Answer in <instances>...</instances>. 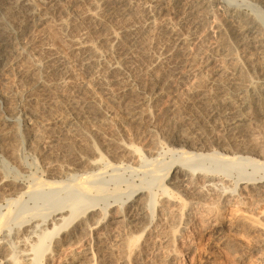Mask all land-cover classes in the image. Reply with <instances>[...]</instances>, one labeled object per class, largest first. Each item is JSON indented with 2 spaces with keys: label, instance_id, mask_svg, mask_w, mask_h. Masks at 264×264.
Listing matches in <instances>:
<instances>
[{
  "label": "rangeland",
  "instance_id": "rangeland-1",
  "mask_svg": "<svg viewBox=\"0 0 264 264\" xmlns=\"http://www.w3.org/2000/svg\"><path fill=\"white\" fill-rule=\"evenodd\" d=\"M40 1L42 0H32V5L38 13L48 12V20L45 19L37 28L31 29L20 41L27 56L24 53L17 66L5 74L1 90L5 91L13 84H19L20 88L21 84L17 82L18 70L29 64H38L44 54L51 51L60 54L71 73L73 83L84 87L86 100L81 102V110L80 103L74 101L69 85L60 84V87L59 84L52 83V77H48L43 102L41 100L32 104L35 113L38 111L37 114L40 115L35 121L29 122V126H24L27 122L16 109H12L11 113L14 115L8 123L3 122L5 115H0V182L15 183L17 188H25L16 203L9 202L6 196L0 198V230L8 224L14 227L23 213L36 210L44 202H53L67 193L59 192L56 187L48 190L45 185L48 178L56 181L64 179L66 168L72 169L76 174L89 173L94 169L87 163L98 159L95 183L108 202L113 204L115 201L116 206L109 212L119 213L122 218L118 217L115 221L106 217L96 227L91 221H86L81 230L75 231L65 241H62L61 235L46 240L45 245L48 247L39 259L40 264H236L233 255L230 256L225 249L213 242L210 231L216 225L224 226L227 231L229 224L238 219L237 216L251 217V220L248 218L249 223L264 225V195L244 193L238 189L239 186L243 187L240 181L248 178L264 180V92L257 98H249L246 104L241 103L245 98L240 97H234L228 102L225 91L216 90L207 82L211 76L222 80L232 74L240 84L244 83L242 85L248 87L254 86L260 78L264 79V52L240 38L234 30L235 25L228 23L229 17L223 7H235L243 15L256 17L264 37V0H204L206 4L196 12H188L183 6L184 0L174 5L168 0H125L129 6V17L126 15L125 22H122L120 12L116 9L118 0H56L54 10ZM94 3L97 8L94 11L95 18L93 16L91 19L89 10ZM119 21L133 25L131 32L125 33L128 36L122 37L128 39H118L117 49L116 43H110V35L117 32L121 23ZM74 34L88 40L101 64L117 63L122 68L123 80L119 87L128 85L134 91L162 86H159L163 89L159 97L148 98L144 94L140 109L147 111L143 121L130 119L129 115L112 102L110 96L99 90L95 85L96 79L92 80L91 76L74 65L66 46L68 43L65 42H68V35L75 37ZM104 35L106 36L103 37ZM167 35L180 37L178 39L183 42L176 45V48L181 47L179 51L168 49L172 46L169 44L170 36L166 37ZM92 37L93 41L97 38L95 43L92 42ZM112 52L119 55L115 56ZM170 54L174 57L171 58ZM179 58L186 63L185 68L189 65L193 70L184 82L169 77V63L179 61ZM191 87L197 88V91L191 93ZM112 88V92L118 91V86ZM204 95L210 97L208 102L199 100ZM15 100L12 97L10 105H17ZM3 105L5 109L8 104L5 102ZM234 115L245 118L237 127L232 125ZM120 146L129 149L127 154L119 151ZM133 150L138 152L131 154ZM183 153L191 156L192 160L185 162L188 165L185 168L189 182L187 186L178 188L175 200L166 201L161 193V185H174L171 184L173 168L166 176L167 170L172 163L182 165L177 160ZM129 155L132 156L131 160L127 157ZM198 172L228 179L223 184L231 191L229 195L223 198L220 196L221 192H204L201 188L205 179L202 175H197ZM220 179L217 178L216 181ZM3 183L0 184V189L3 188ZM136 189L151 192L156 202L152 209V225L145 232L142 229L147 225L148 217L138 226L125 225L124 222L123 209L128 206L123 208L122 205L125 201L128 202V196ZM47 192L50 195L44 196ZM94 192L95 189L89 191L92 194ZM14 218L17 219L14 221ZM68 228L71 229V225ZM229 234L228 239L237 250L251 248L257 235L251 232ZM3 245L0 243V248ZM263 251L264 248L252 251L244 262L237 264H264ZM10 253L6 246L0 250V264H10L8 258H5ZM26 263L28 262L20 264Z\"/></svg>",
  "mask_w": 264,
  "mask_h": 264
},
{
  "label": "bare ground",
  "instance_id": "bare-ground-1",
  "mask_svg": "<svg viewBox=\"0 0 264 264\" xmlns=\"http://www.w3.org/2000/svg\"><path fill=\"white\" fill-rule=\"evenodd\" d=\"M169 1L174 5V4L181 3L183 0H168V2ZM184 1H185V4L183 6H184V8L186 7V10L188 12L199 11V10H201L203 8L204 4H206L205 3L206 1L204 2V0H184ZM40 2H43L42 4L49 6V8L53 7V8H51L53 10L56 7V6H54L55 3H56V0H42ZM113 2H115V1H113ZM33 3H34V1H33ZM95 3L93 5H91V8L89 10V15H90L89 17L90 18L95 15L94 11L97 8L95 6ZM97 4H98V2H97ZM182 4H179V5H182ZM117 5H118V8H116V9L120 12L119 15L122 17V22H125L126 21L125 17H126L127 14H129L128 13L129 12V6L125 2V0L124 1L123 0L119 1L118 0ZM129 5H130V3H129ZM99 7H100V5H99ZM223 7H224V12L229 17L228 18V23H231V24L235 25L234 26L235 27L234 30L240 36V38H242L243 40L247 41V43H249L252 47H257L258 49H260V50H262L264 52V37L261 34L262 32H260L261 31V27H260L259 20L256 17L253 18L252 16L243 15L238 8L231 7V6H228V5H223ZM35 8L36 7H34L32 5V0H0V115L1 114L5 115L3 117V122H5V123H8V122L11 121L12 115H14V114L11 113L12 109H16V112L17 111L20 112L22 117H24L23 120L25 122H27L24 126H29V122L35 121L36 117L38 115H40V114H37L38 111L35 113V111H34V109L32 107V104L33 103H39L42 100V98L45 97L46 84H47L46 83V79L48 77H50V78L52 77V79L54 81L52 83H54L55 85H57V84H59V85L61 84L62 86L63 85H69V87L71 89L70 91L72 92L73 97L75 98L74 101H75V103L76 102L80 103V108H81V104L86 100V96L84 97V95L86 94L84 87L81 86V85L73 83L72 77H71V73H70L69 69L67 68V65L65 64L64 60L61 59V57L59 56L60 54L58 55L57 53L51 52V51L47 52L46 55L44 54V58L42 57V59H41L39 57L41 60L39 61L38 64H34L33 63V64H29V65H26V66H23V67L21 66L22 68H20L18 70V72H17L18 73L17 74V80H18L17 82H19L21 84L20 88H19V84L18 85L15 84L17 86H14V84H13L12 86L10 85L9 88H7L6 90H5V88H3L5 91L1 90L2 85H3L2 80L5 79L4 78L5 74L7 72H9V70H13L14 67L17 66L19 60L23 59L22 57H23V54L25 53L22 50V47H24V46L21 45V42H22L23 38L30 32L31 29L37 28L50 15L48 12H43L42 13V12L39 11L40 13H38ZM108 9L111 10V8H108ZM37 10H38V7H37ZM132 11L133 10H131V12ZM92 12H93V14H91ZM112 13H111V15L114 14V13L113 14ZM85 15H88V14H85ZM82 17H84V16H82ZM113 17H114V15H113ZM117 17H116V19H117ZM94 18H95V16H94ZM120 20H121V18H120ZM90 21H88V22H90ZM127 21H128V18H127ZM119 22H121V21H119ZM122 22L120 24L116 23L117 25L118 24L120 25V26H118V28L116 27L117 28V32L116 33L115 32L114 33L110 32L111 33V35H110L111 38L110 39H112V40H110L111 41L110 43L113 42V43L117 44L119 42L118 39H122V37L123 38L126 37L127 34L125 35V33L131 32V30H132L131 27H132L133 24L130 26L128 23H122ZM152 23H153V21H152ZM92 24H94V22ZM116 24H114V26H116ZM104 28L106 30L105 26H104ZM135 28H137V27L135 26ZM90 31L88 33L89 35H90ZM93 31H94V29H93ZM139 31H140V29H139ZM106 32L109 33V31H106ZM135 32H137V31L135 30ZM65 33H66V31H65ZM167 33H170V32H167ZM75 34H77V33H75ZM75 34H74V36H75ZM100 34H101V32H99V35ZM131 34H133V32ZM137 34H139V33H137ZM84 35L86 36L87 34L85 33ZM70 36H71V33H70ZM70 36L69 35L67 36L68 37V39H67L68 42L67 41H65V42L68 43V45H66V46L68 47V50H69V53H70V57L72 58V61H73L74 65L78 69H80L81 71H83L86 74H88L89 76H91L92 80L96 79L95 80L96 82L95 81L94 82L97 83L95 85L99 88V90L101 92L103 91L104 94H107L108 96H110L112 102L116 103L117 106L119 108H121L125 112L126 115H129L130 119H132L134 121H143L142 119H144L143 118L144 114L147 111L146 110L144 112L143 110H145V109H142V110L140 109L141 104H142V100L144 99V94L145 95L147 94L149 96L148 98L159 97L158 95L160 94L161 90H163L162 88H159V86L160 87H162V86L161 85H159V86L157 85L154 88L153 87L151 88V86H150V89L149 88H148V90L144 89L145 91L142 90V89L139 90L140 88L138 90L134 89V91H133V90H131V88H129L130 86L127 87L128 85L126 87L125 86L124 87L123 86L119 87V85L122 84L121 82L123 80V72L121 70L122 68H120L117 63L108 64V65L101 64L100 61H99V57L93 52V50H92L93 47H91V45H90V43L88 42L87 39L85 40V39H82L81 37L78 38L77 35L75 37H70ZM82 36H83V34H82ZM91 36L96 37L95 35H91ZM105 36L106 35H104L103 37H105ZM168 36H170L169 37L170 38V43L168 42L169 41L168 38H167V40H168L167 42L169 44H171V46H172V47H170L168 49L170 50L172 48V50H174V51H176V50L179 51V49L181 47L176 48V45L178 46V44L182 43L183 41H181V39H178V38H180L179 36L177 37V36L174 35L175 37H172L173 35H167L166 37H168ZM130 37H131V35H130ZM99 38H100V36H99ZM90 39L91 38L89 36V41H90ZM95 39H97V38H95ZM95 39L93 41V37H92V42L95 43ZM126 39H128V37L125 38V39H122V40H126ZM134 39H136V38H134ZM130 40H131V38H130ZM129 42H127V43H129ZM137 45H138V43H137ZM112 48L113 47H111V49ZM116 48L117 49L119 48V44H117ZM115 49H113V50H115ZM168 49H166V50H168ZM187 49H185V50H187ZM41 50L44 51L43 48H41ZM125 50H126V47H125ZM170 53H172V51ZM185 53H186V51H185ZM26 54L27 53H25V55ZM117 54H114V55L116 56ZM181 56L182 55H180V57ZM122 57H117V58H122ZM170 57L173 58L174 56L172 57L171 54H170ZM177 57L178 56H176V58ZM163 58L161 57V59H163ZM194 59H195V57H194ZM181 60L179 58V61L173 62L171 64L168 61V63H169L168 71H169V77L170 78L175 77L177 80H182L183 81V80H186L188 77H190V75H191L190 73L193 70H191L189 68L190 66L188 64H187L188 68H185L186 67V63L181 61ZM102 62H103V60H102ZM162 62H163V60H162ZM122 65H123V63H122ZM167 66H165V68ZM221 71H223V70H221ZM125 72L126 71H124V73ZM128 74H130V73H128ZM158 74H157V76H159ZM229 75H230V73H229ZM126 76H128V75H126ZM221 76H222V74H221ZM239 77H241V76H239ZM236 78H235V76L232 77V74L229 77H225V79L223 77L222 80L213 78L211 76L210 78H208V82L207 83H209L210 85L214 86L216 90L225 91L227 93V97L226 98H227L228 102L231 99H234V97H240V98H245V100H242V102H241L240 101L241 99H240L239 101L242 104H246V103H248L249 98L251 99V97H256L261 92H264V79L260 78L259 80H257L255 82L254 86L246 87V85H242L244 83L240 84L241 82L239 83L236 80ZM166 79H167V77H166ZM124 80H127V79H125V77H124ZM164 81H166V80H164ZM136 82H137V80H136ZM4 84H6V83H4ZM54 84H52V85H54ZM130 84H131V82H130ZM48 85H49V83H48ZM61 85H60V87H61ZM115 86L116 87L118 86V89H117L118 91L116 93H115V91L112 92L111 89H110L112 87L115 88ZM191 88H193V87H191ZM209 90H210V88H209ZM195 91H197V88H193L191 90V93L192 92L195 93ZM72 94H70V95H72ZM12 97H14L16 99L15 103L17 102V105H15V106H14V104L10 105V103H9L10 99ZM208 97L209 96H205L204 95L203 97H200L201 99H199V100H203L202 102H204V101L209 100L210 97L209 98ZM23 99H24V103L21 104V101L23 102ZM69 99H71V98H69ZM67 100H68V98H67ZM68 101H70V100H68ZM5 102H7L8 105L4 109V105L3 104ZM42 102H43V100H42ZM145 102H147V99H146ZM45 103H47L46 100H45ZM40 104H42V103H40ZM239 105L240 104H238V106ZM71 106H72V104H71ZM81 110H83V109L81 108ZM237 110H236V112H237ZM205 111H206V109H205ZM83 112H85V111H83ZM90 112H89V114H90ZM92 112L94 113V111H92ZM240 112H241V110H240ZM82 114H84V113H82ZM97 114L98 113H96V116H97ZM15 116H16V113H15ZM89 117H90V115H89ZM43 118H45V117H43ZM244 119L245 118L241 117L240 115L239 116H235L234 115V118H233V121H232V125L237 127V124L242 123V121ZM13 125H15V124H13ZM16 131H18V130H16ZM9 133H10V131H9ZM242 146H244V145H242ZM119 149H120L119 151L121 153H123V154H125V153L127 154V152L129 151V149L127 147H124V146H120ZM132 152L133 153H131V152L130 153L134 154V153L138 152V150H133ZM181 155L182 156L180 157L179 160H177V162L182 164V165L172 163L171 166L168 168L167 174H166V176H167L169 174L170 169L173 168L172 169V176H171V182L172 181L173 182L171 184L174 183L175 186L174 185L173 186L166 185V184H162L161 185V193H162L163 198L166 199V201L172 202L173 200H175V198H176L175 195L178 194V192H179V191H177L178 188L187 186V183L189 182V179L187 178L188 172H187V169L185 168V167H188V165H186L185 162H192L191 156L190 157L186 156L185 153H183ZM127 157H128V159L131 160L132 156L129 155ZM97 160L98 159H96L95 161L92 160V162L90 161L89 163L86 162L87 165H89L90 168L94 169V170H92L89 173L76 174V173H73L72 169H67L66 168V171H65L66 172L65 173L66 177L64 179H60V180L56 181V180H49V178H48L45 181V185L47 186L48 190H51V188H55L56 187V188L59 189V192L64 191V192H67V193H65L60 198H57V200H53V202H50V203L44 202L43 205L40 208L36 209V210H32V211L23 213L21 215V218L18 219L14 223V227L13 226L12 227L9 226V224H8L7 226H5L4 229L0 230V238H1L0 243L4 244L3 246H1L0 250L2 251L5 246L10 249L11 253L8 254V255H5V258H8L7 260L10 261L9 262L10 264H20V263H23V262H28L26 264H40V260L39 259H41V255L47 250V247H48V246L45 245V241L46 240H51L53 237H55L57 235H61L62 236V241H65L68 237H71V235H73L75 231L78 232V230H81V226L83 225V223H86V221H91L92 225L94 227H96L98 225H101L102 220L104 218H106V217H111L112 219H115V221H116V219L118 217L122 218L121 215L119 216V213L115 214V213H110L109 212L111 208L116 206L115 201H114L113 204L111 202H108L106 196L105 195H101V190L99 188V185L95 183V178L97 176V172H96L97 171V163H96ZM69 170H71L72 172H70ZM219 170H221L220 167H219ZM59 174H60V172H59ZM62 174H63V172H62ZM198 174L202 175V177H204V179H205V182L202 184V188H201L202 190H204V192H207L209 194H212L215 191L218 192V193L221 192L220 196H222L223 198H224V196L229 195V193L231 192V191H228L229 190L228 186H225L223 184V182L225 180H228L225 177H219L218 175L204 174V173H200V172H198L197 175ZM217 178H221V179L216 181ZM255 180L256 179H254V178H248V179H246V181H240V184L243 185V187L239 186L238 189L241 190L244 193H249V194L251 193L252 194V192H253L254 194H257V195H264V180H259V181H255ZM2 183L3 182L1 181L0 184H2ZM89 187H91V188H89ZM22 188L23 189L17 188V184H15V183H13V184H4L3 188L0 189V198L6 196L7 199L9 200V202L16 203L20 199V197L23 195V193H24V189L25 188L23 186H22ZM90 189H95L94 194L89 193ZM233 192L234 191H232V193ZM145 193H147V191L144 190V189H136V190H134L128 196V200L127 201L130 202V205L126 201L122 205L123 208L128 206V208H126V209L122 208L123 209V217H124L125 225H130L131 224L130 226H138V225H141V222L145 218H147V217L149 218V220L147 222V225L144 226L143 229H142L143 232H145V230L148 229L149 226L152 225L151 224L152 221H153V211H152V209H153V207L155 206V203H156L155 200H154V197H152L154 195L151 192H148L145 196H143ZM49 195L50 194L48 192L44 194V196H49ZM239 195H241V193ZM237 197H238V195H237ZM232 198H234V197H232ZM241 198H239V199H241ZM257 201H258V199H257ZM236 218H238V219L232 221L229 224V226L227 225L229 227V228L227 227L228 228L227 231L225 230L224 226L216 225L213 228V230L210 231V235L212 236L211 239L213 240V242L215 241L216 244H218L223 249H225L229 253V255L230 254L233 255V257L235 259V262L237 264V263L244 262V260L248 256V254L251 253L252 251H257L259 249L264 248V225H260V224L256 225L257 222L255 224H251L252 222L249 223L248 222V218L250 219L251 217L246 218V217H243V216H240V217L237 216ZM16 219L17 218H14V221ZM70 225H71V229L68 228ZM228 231H230L232 234H236V235H239L242 232H244V233L245 232H247V233H249V232L257 233V235L255 237L256 240H255L254 244L251 246V248H248L247 250H237L233 246L234 244H231L229 239H228V234L230 233V232L227 233ZM229 236H230V234H229Z\"/></svg>",
  "mask_w": 264,
  "mask_h": 264
}]
</instances>
